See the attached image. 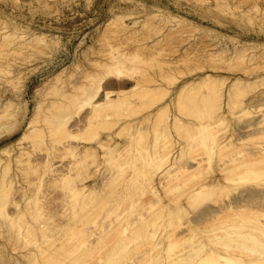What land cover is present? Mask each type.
I'll return each mask as SVG.
<instances>
[{
    "label": "rangeland",
    "instance_id": "374dc122",
    "mask_svg": "<svg viewBox=\"0 0 264 264\" xmlns=\"http://www.w3.org/2000/svg\"><path fill=\"white\" fill-rule=\"evenodd\" d=\"M157 11L176 13L188 23H166ZM125 54L130 60H125ZM120 56L135 68L129 70L123 60L120 64L128 70L122 72ZM116 59L121 61L110 68ZM92 74L106 75L104 90L136 83L141 88L133 93L137 98L131 93L132 102L110 117L95 114L101 122L94 128H99L104 143L109 135L117 143L106 152L95 141L76 138L94 126L88 123L92 114L86 107L71 111L67 124L73 137L52 130L62 106L74 108V97H82L79 86L88 85ZM236 78L251 81L240 85L244 91L236 83L238 89L233 84L236 91L231 92L235 93L226 94ZM164 88L168 89L165 96ZM35 107L36 117L32 116ZM31 116L36 131L26 128ZM252 123L257 124L252 127ZM25 132L27 136L17 144L16 138ZM131 134L139 137L131 139ZM263 136L264 0H0V148L12 145L9 153L0 156V264H99L102 258L124 264L130 256L155 254L150 249L161 236L184 238L186 203L182 199L178 208L170 198L217 162L241 158L261 147ZM67 141L70 148L62 146ZM85 146L97 149L95 158H80ZM160 152H170L171 164L162 166L165 188L159 184L154 190L150 182L159 171L151 170L147 159L153 154L158 158ZM196 159H203L201 167L195 166ZM74 160L84 162L78 165ZM207 162L213 164L209 169ZM187 165L195 168L189 171ZM188 171L195 174L189 177ZM242 183L236 192L216 190L194 207L214 209L227 196L234 198L243 186H250ZM89 185L94 190L90 194L83 190ZM158 206L163 211L156 210L155 215L152 209ZM139 214H145L146 221ZM133 237L137 240L127 244L126 239ZM165 237L161 240L169 241ZM121 241L126 248L120 249ZM181 242L175 246L178 250Z\"/></svg>",
    "mask_w": 264,
    "mask_h": 264
},
{
    "label": "bare ground",
    "instance_id": "6f19581e",
    "mask_svg": "<svg viewBox=\"0 0 264 264\" xmlns=\"http://www.w3.org/2000/svg\"><path fill=\"white\" fill-rule=\"evenodd\" d=\"M158 14V18L159 20H163L164 22L166 23H169V22H173V25L175 24H180L181 22L183 23H188V20L187 19H183V17L179 16L178 14L176 13H173V12H168V13H165L163 11H157L155 12V14ZM153 14V15H155ZM152 15V16H153ZM153 18H156V17H153ZM156 18V19H158ZM160 22V21H158ZM192 22V21H191ZM175 23V24H174ZM161 24V23H160ZM169 24H172V23H169ZM165 25V24H164ZM172 26V25H171ZM179 26V25H178ZM5 28V27H3ZM6 29V28H5ZM11 33V32H10ZM5 34L4 37H6V33H3ZM13 35V33H12ZM11 35V37H12ZM16 34H14L15 36ZM21 35V34H20ZM10 36V35H8ZM7 36V37H8ZM19 36V34H18ZM17 36V37H18ZM13 38V37H12ZM15 38V37H14ZM13 38V39H14ZM12 43V42H11ZM10 44V43H9ZM18 44V43H16ZM114 51V50H113ZM116 51V50H115ZM123 54V53H122ZM114 55V54H113ZM115 58L118 56L114 55ZM113 56V57H114ZM126 56V58H125ZM121 57V56H120ZM129 56H127L126 54L124 55V58L125 60H130V58L128 59ZM133 57V56H132ZM122 58V57H121ZM124 58H122V61L121 60H118L116 59V63L114 62V64L109 65L110 68L113 67V65L117 64L119 61V64L123 62ZM118 59H119V56H118ZM124 62H129V61H125ZM122 63L124 65H126V67L128 66V63ZM130 63V62H129ZM104 64V63H103ZM116 65V68L119 66ZM120 64V68L121 66H123V71L124 70H128L131 66L129 64L128 66V69H124V65ZM132 65V64H131ZM102 66V64H101ZM108 67V66H107ZM138 67V66H137ZM132 69H134L135 67H131ZM108 69V68H107ZM118 70V69H117ZM131 70V69H129ZM121 71V70H120ZM133 71V70H132ZM131 71V72H132ZM134 71H137V70H134ZM111 72V71H109ZM108 72V73H109ZM121 72V73H122ZM130 72V71H128ZM134 73V72H133ZM137 73V72H136ZM142 73V72H141ZM146 73V72H145ZM207 73V72H206ZM209 73V72H208ZM212 74V72H210ZM209 73V74H210ZM110 74V73H109ZM112 74V73H111ZM171 74V73H170ZM207 74V75H209ZM91 75V74H90ZM97 75V74H96ZM92 76L90 77L89 76V79L92 78L88 85H84L82 88L79 86V89H81V96H78L76 95V98L77 101H75V105L73 106L74 108H68L66 106V109L63 108L62 106V109H59L61 110L59 113V115L57 114L58 117H56V120L54 121V127L52 128L53 130V133L56 134V132H58L57 134H59V132H62L64 133V136H68V137H73V131H72V127L70 126V124H67V122L69 121V119H71V115H72V112L73 109L78 112L80 111L82 108L86 107L90 110L89 112V117H88V123L89 125H94L93 128L92 126H90L92 129H90L89 127V131L88 130H85V133L83 134V132H79L77 131L78 134H81L80 136L77 135L76 138H78V140H80V142H91V141H95L97 143V146L96 147H99L103 152L107 151L108 149V146L112 145L111 143H115L116 141L114 140V138L112 136H107L109 137L108 138V141H106L104 143V139H102V137L100 136V133L99 131H96L98 130V126H99V122L98 120H95L98 116H109L110 115H113L111 112H115L117 113V110L118 109H121L120 107L124 106V104H128L127 102H132L130 101V98L132 97L133 93H135V89L138 87L137 85L139 84H134L132 86H130L129 88H118V89H107L104 90L103 88V83H104V77L106 76H101V77H96ZM125 75H128V74H125ZM99 76V75H97ZM130 76V74H129ZM142 76V74L140 75ZM145 77V74L143 75ZM167 76V75H166ZM211 76V75H209ZM213 78H216L215 75H212ZM211 76V77H212ZM161 77V76H160ZM208 76H206L207 78ZM88 78V77H87ZM146 78V77H145ZM144 78V80H145ZM159 78V77H158ZM167 78V77H165ZM172 78V77H171ZM210 78V77H209ZM241 78V77H240ZM212 79V78H211ZM147 80V79H146ZM173 80H174V76H173ZM206 80V79H205ZM214 80V79H213ZM136 81V80H135ZM134 81V82H135ZM142 81V80H140ZM168 81V80H167ZM207 81H208V78H207ZM216 81V80H215ZM234 81V80H233ZM251 81V79H238L236 78V81L235 82H232V84L229 86V88L227 90H225L226 94H234V93H231L232 92V85L233 87H235V89L237 88L236 86L240 87V89H242V85L244 87V84H249V82ZM86 82V81H85ZM117 82V81H116ZM144 82V81H143ZM155 82V81H154ZM171 82V81H170ZM169 82V83H170ZM213 82V81H212ZM84 83V82H83ZM139 83V82H138ZM141 83V82H140ZM158 83V82H157ZM167 83V82H166ZM210 83V82H209ZM237 83V84H236ZM173 84V83H172ZM203 84V83H202ZM236 84V86H235ZM239 84V85H238ZM242 84V85H241ZM167 85V84H166ZM170 85V84H169ZM188 85V84H187ZM199 85V84H198ZM205 86L208 85V87H212L211 85H213L212 83L209 85L206 83L205 81ZM241 85V86H240ZM159 86V85H157ZM168 86V85H167ZM203 86V85H202ZM217 86V85H216ZM249 87V85H246ZM110 87V86H109ZM162 87V86H161ZM185 87V85H184ZM187 87V86H186ZM185 87V88H186ZM190 87V86H189ZM140 86L137 88L139 89ZM215 88V87H214ZM213 88V89H214ZM78 89V88H77ZM141 89V88H140ZM139 89V90H140ZM146 89V88H145ZM156 89V88H155ZM163 89V88H162ZM165 89V88H164ZM181 89L183 90V87H181ZM200 89V88H199ZM203 89H204V86H203ZM207 89V88H206ZM211 89V88H209ZM212 89V90H213ZM233 90V91H236V90ZM238 89V88H237ZM239 89V90H240ZM83 90V91H82ZM147 90V89H146ZM153 90V89H152ZM180 90V89H179ZM217 90V89H216ZM243 90V89H242ZM135 91V92H134ZM138 91V90H137ZM144 91V90H143ZM143 91H141L140 94L144 93ZM166 93H164V96L165 94H167L168 92V89L166 90ZM192 91V90H191ZM208 91V90H207ZM211 91V90H210ZM238 91V90H237ZM244 91V90H243ZM114 92H116L118 94V96L115 94H113ZM178 92V91H177ZM186 92V91H185ZM195 92H197L195 90ZM242 92V91H240ZM103 93V94H101ZM124 93V94H122ZM132 93V95H131ZM149 93V91H148ZM183 93V92H182ZM72 94V93H71ZM78 94V93H77ZM136 94V93H135ZM134 94V95H135ZM138 94V93H137ZM158 94V93H156ZM209 94H212V93H209ZM239 94V93H238ZM75 95H72L75 96ZM131 95V96H130ZM133 95V96H134ZM143 95V94H142ZM148 95V94H147ZM155 95V93L153 94ZM159 95V94H158ZM202 95V94H201ZM208 95V94H207ZM229 95V96H230ZM78 96V97H77ZM138 96V95H137ZM157 95L154 96V98L156 97ZM163 96V95H162ZM237 96V95H236ZM130 97V98H129ZM135 98L136 95L134 96ZM132 97V98H134ZM145 97V96H144ZM71 98V97H70ZM69 98V100H71ZM152 97H150L151 99ZM164 98V97H163ZM193 98V96H192ZM75 99V100H76ZM81 99V100H80ZM144 99V98H142ZM161 99V97H160ZM208 99V98H207ZM210 99V98H209ZM213 99V98H212ZM154 100V99H153ZM152 100V101H153ZM221 100V99H220ZM141 101V100H140ZM146 101V100H145ZM150 101V100H148ZM147 101V103H148ZM156 101V100H155ZM126 102V103H125ZM186 102V101H185ZM65 103V102H64ZM151 103V102H149ZM225 103V102H224ZM230 103V102H229ZM66 104V103H65ZM69 104V103H68ZM67 104V105H68ZM132 104V103H131ZM139 104V103H138ZM152 104V103H151ZM179 104V103H178ZM209 104V103H208ZM232 104V103H231ZM73 104H71L72 106ZM137 105V104H135ZM140 105H141V102H140ZM142 105H143V102H142ZM211 105V104H210ZM226 105V104H225ZM65 106V105H64ZM145 106V105H144ZM149 105H147L146 108H149L148 107ZM187 106V105H186ZM221 106V104H220ZM257 106V105H256ZM137 107V106H136ZM164 106H162L161 109H163ZM166 107H167V104H166ZM182 107V106H181ZM135 108V107H134ZM187 108V107H186ZM191 108V107H190ZM38 109H39V106H38ZM36 107H35V110L33 111L32 113V116H38V113H39V110H38ZM167 109V108H166ZM185 109V108H184ZM183 109V110H184ZM196 109V108H195ZM198 109V108H197ZM230 109V108H229ZM165 110V109H164ZM180 110V109H179ZM193 111V109H191ZM122 111V110H121ZM188 111V109H187ZM195 111V110H194ZM38 112V113H37ZM71 112V114H70ZM107 112V113H106ZM135 112V111H134ZM133 112V113H134ZM162 112V111H160ZM166 112V111H165ZM210 112V111H209ZM103 113V114H102ZM121 113V112H119ZM118 113V114H119ZM123 113V112H122ZM185 113V112H184ZM189 113V111L187 112V114ZM195 113V112H193ZM95 114H100L98 116H95ZM102 114V115H101ZM159 115L162 114V113H158ZM203 114V113H202ZM115 115V114H114ZM122 116V114H120ZM163 115V114H162ZM168 115V114H167ZM167 115H165V120H167ZM192 115V114H191ZM205 115V114H204ZM231 115V114H230ZM12 116V115H11ZM30 117V120L27 122L26 124V128L29 129V131H36V127L34 125V122H35V118L33 117ZM103 116V118H104ZM129 116V115H128ZM157 117H159L157 114H156ZM156 116L154 117V119L152 120H157L155 119ZM161 116V115H160ZM203 116V115H202ZM211 116V115H210ZM113 117V116H112ZM117 117V116H116ZM115 117V118H116ZM125 117V116H123ZM206 117V116H205ZM11 118V117H10ZM177 118V117H176ZM14 119V118H13ZM12 119V120H13ZM38 119V118H36ZM93 119V120H92ZM202 120V117L200 118ZM210 119V118H209ZM95 120V121H94ZM162 120V117H159L158 119V122ZM164 120V122H165ZM175 120V119H174ZM177 120V119H176ZM175 120V121H176ZM208 119L206 118V121ZM74 121V120H73ZM107 121V120H106ZM114 121V120H113ZM116 121H119V120H116ZM116 121H115V124H116ZM163 121V120H162ZM160 121L159 123H162L163 122ZM205 121V122H206ZM223 123L224 120H221ZM152 122V121H151ZM157 122V121H156ZM156 122H154L152 125L155 124V127H156ZM167 122V121H166ZM165 122V123H166ZM181 122V121H180ZM95 123H98V126L97 128L98 129H95L94 127H96ZM164 123V124H165ZM174 123V121H173ZM72 124V123H71ZM178 124V123H176ZM181 124V123H180ZM202 124V123H201ZM206 124V123H205ZM257 123H252L251 125H254L252 127H255ZM263 124V123H262ZM159 125V124H157ZM179 125V124H178ZM104 126V125H102ZM107 127V125H106ZM106 127L105 130H106ZM154 127V128H155ZM200 127V126H199ZM198 127V128H199ZM205 127V126H204ZM147 128V127H146ZM202 127H200V130L202 131L203 129H201ZM87 129V128H86ZM95 129V130H94ZM102 129V128H101ZM51 130V131H52ZM108 130V128H107ZM206 130V128H205ZM50 131V132H51ZM55 131V132H54ZM76 131V129H75ZM117 131V130H116ZM145 131V130H144ZM204 131V130H203ZM211 131V128L210 130ZM252 131V130H251ZM142 132V131H141ZM206 134L208 132L205 131ZM205 132H203L205 134ZM49 133V132H48ZM209 133V132H208ZM27 133H22L19 137L16 138L15 142L18 144L21 142V140H23L24 136H27L26 135ZM75 134V132H74ZM115 134V133H114ZM168 134V133H167ZM210 134V133H209ZM251 134V133H250ZM35 135V134H34ZM76 135V134H75ZM116 135H118L116 133ZM65 136V138H66ZM79 136V137H78ZM131 139H135V138H138L135 136V134H131ZM129 136V137H130ZM198 136V135H197ZM206 136V135H205ZM204 136V137H205ZM44 137V136H42ZM145 137V136H144ZM249 137V136H248ZM264 137V136H263ZM74 138V139H76ZM159 139V138H158ZM203 142L205 141V138H203ZM253 139V138H252ZM68 140V139H66ZM207 140V139H206ZM128 141V140H127ZM70 142V140H69ZM138 142V141H137ZM206 142V141H205ZM62 143V142H61ZM67 142H63V147H67V148H70L69 145L67 144ZM108 143V144H107ZM211 143V142H210ZM234 143L233 140L232 141H229V146H231V144ZM70 144V143H69ZM143 144V143H142ZM72 145V144H71ZM115 145H117V143H115ZM114 145V147H115ZM132 145V144H131ZM253 145V144H252ZM12 145H4L3 147L0 148V156L2 155V153H6L8 151L9 153V148H11ZM94 146H89V147H84L83 150L79 151L80 153V158L81 159H91V156L95 155L94 153L97 151V149L94 147ZM210 146V145H209ZM113 147V148H114ZM141 147H143L141 145ZM214 147V146H213ZM212 147V148H213ZM227 147V146H226ZM234 147V146H233ZM112 148V146H111ZM211 148V146H210ZM225 148V147H224ZM223 148V149H224ZM253 148V147H252ZM143 149V148H142ZM141 149V150H142ZM212 150V149H211ZM220 150V149H219ZM227 150V149H226ZM89 151V155L87 154V152ZM109 151V150H108ZM27 152V151H26ZM111 153L113 151H110ZM24 153V152H23ZM138 153V152H137ZM161 153V152H160ZM158 153V154H160ZM170 152H167V153H161L160 156H158V158L155 156V154L149 156V158L147 159L150 163V168H152L151 170H158L157 172V175L155 176V179L151 180L150 182V186L155 190L157 189V186L160 185H163L162 188H165L164 184L165 182H163V184L161 183V181L163 179H165V177L163 176V165H165L166 163H169L171 164V160H170V156L169 154ZM243 153V152H242ZM53 154V153H52ZM108 154V153H107ZM168 154V155H167ZM195 154V153H194ZM113 155V154H112ZM145 155V154H144ZM242 155V154H241ZM240 155V156H241ZM21 156V155H20ZM83 156V158H82ZM87 156H89V158H87ZM239 156V155H238ZM53 157V156H52ZM110 157V155H109ZM156 157V158H154ZM182 157V156H181ZM210 157V156H209ZM75 158H78L77 156ZM78 158V159H80ZM95 158V156H94ZM111 158V157H110ZM48 159V158H47ZM46 159V160H47ZM77 159V160H78ZM84 159V160H85ZM143 159V158H142ZM146 159V158H145ZM194 159V158H193ZM209 159V158H208ZM211 159V158H210ZM209 159V162L211 163V160ZM26 160H28L26 158ZM81 161V162H84ZM146 160V162H147ZM156 160V161H155ZM203 160V159H202ZM202 160H199V159H196L195 160V163L197 167H201L200 165L202 164ZM75 161V160H74ZM79 161L80 165H81V162ZM143 161V160H142ZM145 161V160H144ZM175 161L176 158H175ZM201 161V162H200ZM221 161V160H220ZM77 162V161H75ZM86 162V161H85ZM155 162V164H159L157 165H153L156 166V168L153 169V165L152 163ZM157 162V163H156ZM204 162V161H203ZM28 163V162H27ZM78 163V162H77ZM78 163V165H79ZM177 163V162H176ZM208 163V162H207ZM218 163V162H217ZM215 164V165H211L208 163V169L210 168L209 165H211L212 167L210 168V170H208V173L205 172L204 175L203 173H201L203 176H200L202 177H199L201 179L199 180H195L194 177L193 180L194 181H190L189 183H186V187L181 191L179 192L176 197V194L170 198L171 201H173V203H175V205H178L177 207L178 208H181L183 205H180L179 202H182V199H184L185 203H186V206L183 208V219H184V238L182 237V235L180 236L178 234V237L180 236L179 239L176 238V236L174 237V235L172 237H165V236H161L160 238H164L165 239H169V241H164L159 239L156 244H155V247L151 250V253L153 252V250H155V254H150L149 256H145L144 254L142 255H138V256H130V257H125L126 259L124 260V264H264V187H262V184L264 183V145H262L260 147V145L255 148L254 151H252L250 154H246L244 155L243 157L241 158H230V159H226V160H222L220 163L218 164ZM83 164V163H82ZM167 164L166 166L168 167ZM78 165H76L75 163V166L78 167ZM174 165V164H173ZM83 166V165H82ZM177 166V165H176ZM182 166V164L180 165V167ZM188 166V165H187ZM215 166V167H214ZM36 167V166H35ZM81 167V166H80ZM160 167V168H159ZM165 167V166H164ZM174 167V166H173ZM190 166H188L187 168L190 169L191 168H195V167H191L189 168ZM204 167V166H203ZM206 167V168H207ZM79 168V167H78ZM86 168V167H85ZM186 168L185 171H187L188 169ZM52 169V168H51ZM198 169V168H196ZM192 170V169H191ZM200 170V169H199ZM184 171V172H185ZM188 171V172H189ZM195 171V170H194ZM207 171V170H206ZM58 172V171H57ZM155 172V171H153ZM151 172L150 173V176L152 177L154 175V173ZM163 172V173H162ZM153 173V174H152ZM186 173V172H185ZM207 173V174H206ZM152 174V175H151ZM195 174L193 172H189L188 176L192 177V175ZM55 175V174H54ZM165 175V174H164ZM187 175V174H186ZM185 175V177H186ZM60 177V176H59ZM170 177V176H169ZM175 177V176H174ZM173 178V177H172ZM176 178V177H175ZM174 178V179H175ZM183 178V177H182ZM151 179V178H150ZM169 179V178H168ZM166 180V179H165ZM170 180H173V179H170ZM177 179L174 180V182H176ZM169 181V180H167ZM172 182V181H170ZM170 182H167V183H170ZM173 182V183H174ZM242 182H246L248 185H250L249 187H245L243 186V188H241L240 191H237L236 193V196L234 198L232 197H228L226 198V200L223 202V203H220V204H217V207H215L214 209H203V208H199V210H196L197 208L194 207L196 205L197 202L199 201H203L204 199H207V197L211 194H214L216 190H223V189H232V190H236L238 189V184L241 183L243 184ZM74 183V182H73ZM255 183L259 184L260 187H255V186H251V185H254ZM149 184V183H147ZM172 184V183H171ZM239 184V186L241 185ZM170 185V184H168ZM173 185V184H172ZM177 185V184H176ZM245 185V184H243ZM171 186V185H170ZM242 186V185H241ZM264 186V185H263ZM150 187V188H151ZM167 187V186H166ZM174 187V186H173ZM82 189V188H81ZM182 189V188H181ZM85 192H90L91 191H94L93 190V187L92 185H89V187L87 186H84V189H83ZM84 191L82 193H84ZM225 191V190H223ZM158 193V191H156ZM222 192V191H221ZM156 193V195H157ZM223 193V192H222ZM154 194V193H153ZM159 194V193H158ZM95 195V194H94ZM220 195V194H219ZM159 196V195H158ZM179 196V197H178ZM212 196V195H211ZM217 196V195H216ZM161 199V198H160ZM168 199V200H170ZM174 199V200H172ZM162 200V199H161ZM171 201H169L171 203ZM196 201V202H195ZM99 203V202H98ZM205 203V202H204ZM164 205V203H163ZM216 205V204H215ZM160 206V205H159ZM158 206V207H159ZM162 207V206H161ZM160 208V207H159ZM155 209L152 211H154V214H155V211L157 210V212L159 211H163V207L160 208V209ZM212 208V206H211ZM159 210V211H158ZM171 210V208H167V211L169 212ZM150 211V210H149ZM174 211V210H173ZM167 212V213H168ZM161 213V212H160ZM159 213V214H160ZM149 214V213H148ZM152 215L153 212H151ZM10 215V214H8ZM156 215V214H155ZM154 215V216H155ZM148 216V215H147ZM167 216V215H166ZM169 216V214H168ZM124 217V216H123ZM139 217L140 219H144L142 220L143 222L146 221L145 218L147 219L146 215L143 214V215H140L139 214ZM150 218V217H149ZM156 218H159L158 216ZM149 220V219H148ZM168 221V220H167ZM14 222V221H13ZM146 223V222H145ZM144 224V223H143ZM32 225V224H31ZM141 225V224H140ZM167 226V225H166ZM139 227V226H138ZM142 227V226H141ZM148 227V226H147ZM112 228V227H110ZM144 228H145V224H144ZM143 228V229H144ZM157 228V227H156ZM114 229V228H113ZM147 229V228H145ZM144 229V230H145ZM139 230V229H138ZM158 230V229H157ZM111 231L113 232L114 230L111 229ZM177 231V230H176ZM183 232V231H182ZM109 233V231H108ZM166 233V232H165ZM137 235V234H136ZM135 235V236H136ZM176 235V234H175ZM101 236V235H100ZM103 237V236H102ZM139 237V236H138ZM181 237L183 239H181ZM101 238V237H100ZM135 239L137 240V238L133 237L131 238V240H129L128 238L126 239L127 241V244H128V241L131 243V241ZM102 240V238H101ZM178 240H182L178 242ZM100 241V240H99ZM125 242V240H122ZM121 241V242H122ZM134 241V240H133ZM174 241H177L178 243L181 242L182 245V249L180 248L179 250L175 247L177 246L178 243H174ZM124 242L123 245H124ZM121 243V244H122ZM129 243V244H130ZM170 244H172V246H174L173 248L172 247H168ZM54 244V243H53ZM127 244H125L122 247H120V249H124L127 247ZM184 245V246H183ZM48 246V245H47ZM65 246V245H64ZM92 246V245H91ZM118 246V245H117ZM179 246V245H178ZM94 247V246H93ZM166 247V248H165ZM176 248V249H175ZM119 249V247H118ZM44 250V249H43ZM176 250V251H175ZM146 251V250H145ZM124 252V251H123ZM43 253V252H42ZM83 253V252H82ZM85 253V252H84ZM134 253V252H133ZM41 255V254H40ZM122 255V254H121ZM103 257V256H102ZM102 257H100L99 259H101ZM114 256H112V260H114L115 258H113ZM27 258V257H26ZM107 258L108 255H107ZM117 258V257H116ZM54 259V258H53ZM105 259L102 258L100 261L99 264H106V262L108 264H113L112 262H109L108 261H102ZM79 262V261H78ZM64 264V263H63ZM75 264V263H73Z\"/></svg>",
    "mask_w": 264,
    "mask_h": 264
}]
</instances>
